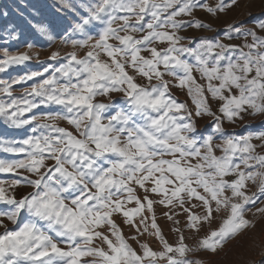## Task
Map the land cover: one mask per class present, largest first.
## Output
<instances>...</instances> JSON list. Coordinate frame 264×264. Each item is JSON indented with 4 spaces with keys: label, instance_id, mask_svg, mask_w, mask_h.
Returning a JSON list of instances; mask_svg holds the SVG:
<instances>
[{
    "label": "snow or ice",
    "instance_id": "snow-or-ice-1",
    "mask_svg": "<svg viewBox=\"0 0 264 264\" xmlns=\"http://www.w3.org/2000/svg\"><path fill=\"white\" fill-rule=\"evenodd\" d=\"M237 3L91 0L64 37L73 49H86L82 55L53 52L49 59L66 63L19 97L12 95L13 85L44 77L49 69L0 79V95L8 97L0 100V117L14 129L31 128L16 146L2 149L23 158L0 159V174L13 175L0 179V264H198L187 254L216 252L254 226L245 213L264 197V131L225 137L222 121L264 116V20H254L252 28L228 25L225 36L243 38L242 44L198 37L185 44L179 34L210 30L196 10L216 15ZM94 29L97 35H88ZM75 33L86 38L72 39ZM30 59L27 52L12 55L5 49L0 72ZM173 88L186 90L193 108L178 101ZM112 94H120L119 107ZM42 106L57 108L33 112ZM204 118H211L207 135L198 131ZM216 134L222 143H214ZM248 182L257 191L250 192ZM21 185L31 190L17 198L12 192ZM150 193L160 199H150ZM132 202L136 207L126 209ZM157 203L178 204L193 228L222 209L228 215L193 249L182 234L175 245L164 239L154 215ZM256 213L264 216V207ZM116 214L137 235L126 239ZM144 233L154 235L161 250L137 239ZM128 240H136L139 251ZM244 264H264V246L253 248Z\"/></svg>",
    "mask_w": 264,
    "mask_h": 264
},
{
    "label": "rangeland",
    "instance_id": "rangeland-1",
    "mask_svg": "<svg viewBox=\"0 0 264 264\" xmlns=\"http://www.w3.org/2000/svg\"><path fill=\"white\" fill-rule=\"evenodd\" d=\"M67 2L74 6L75 11L66 8L62 0H0V13H7V16L0 15V59L3 58V50L5 49L12 55L27 52L31 56V59L23 65L10 66L7 71L0 72V79L11 80L25 73L33 71L43 72L44 68L49 69L47 73H44V77H35L33 80L13 85L12 95L14 97L21 96L25 90H30L34 83H39L42 78H47L51 75L54 69L59 67L61 63H66L64 60L49 59L53 52H59L60 56L64 57L70 51L75 50L78 55H82L86 51V49H73L70 42H64V37L70 33L74 24L79 22L80 17L86 14L84 5L90 3L91 0H67ZM207 2L214 5L218 0H207ZM225 3H231V0H225ZM194 15L197 19L209 24L210 30L195 28L182 30L179 34L185 37L183 43L188 44L189 40L198 37L200 39L213 38L226 44H242L243 38L228 39L225 36V31L228 25L238 24L245 28H252L254 27V20H264V0H238L235 7L223 13L209 15L201 10H196ZM40 29H44V31L42 32ZM98 30L94 29L88 32V35L95 37ZM257 31L259 32L258 29ZM71 38L84 39L86 36L81 33H75L72 34ZM155 46L163 47L166 45L158 44ZM166 78L171 79L169 77ZM197 79L199 80V77ZM200 82L203 83V81ZM172 94L178 101L186 102L189 108H193L186 90L173 88ZM7 99L6 95H0V100L6 101ZM108 99V97H98L97 101L106 103ZM111 99L117 107L122 103L120 94H112ZM56 108L57 106H42L39 112L36 110H33V112L40 115L44 112L53 111ZM30 115L26 114V117ZM58 124L71 130L65 121H58ZM222 127L225 137L264 131V116L245 114L243 119H237L235 123H230L226 120L222 121ZM198 131L204 135L210 134L212 132L211 118L199 119ZM30 134V126L17 130L11 127L3 117H0V159H22L23 156L7 153L2 149L6 146H16L18 141ZM222 139L223 137L220 134H216L214 143L220 144L222 143ZM252 143L258 144L260 142L254 139ZM216 154H220L219 150H217ZM24 174L27 175V173ZM11 178H13L12 174H0V179L7 181ZM136 187L137 195L142 198L144 195L143 190L139 189L138 186ZM257 187V184L248 182V190L250 192L257 191ZM30 190L26 185H21L12 194L20 198ZM149 198L154 200L160 199L159 196L151 193L149 194ZM193 202L196 203V201ZM187 206L186 204L185 207ZM134 207H136L134 202L125 205L126 209ZM259 207H264V197L258 200L255 207L251 208V211L245 213L246 218L254 223L253 227H250L235 238L227 240L224 246L218 248L216 252L199 250L188 253L187 257L190 260L198 261V264H244V261L250 258L253 248L259 251L260 247L264 246V216L256 213V208ZM153 209L156 223L164 239L169 244L175 245L182 234L184 236V243L193 249L199 248L201 239L210 234L211 231L217 230L223 219L228 215V211L222 209L219 212H214L213 217L209 221L201 220L193 228L189 226L187 214L180 209L178 204L173 207L157 203L153 205ZM165 213H168L172 218L169 219ZM195 213L201 216L204 214L201 209H196ZM143 215L149 217L148 222L150 224L151 215L147 212L146 208ZM113 219L120 226L126 239L137 235L135 228L124 224L122 214L114 215ZM133 219L134 223L138 225L139 218L134 217ZM9 227L13 226L9 224ZM175 229H179V231L177 232ZM149 230L154 231L151 228ZM141 232H143L142 228ZM137 239L141 243H147L153 250H161L162 248L154 235L144 233V235L137 236ZM128 243L139 251V245L136 240H128Z\"/></svg>",
    "mask_w": 264,
    "mask_h": 264
}]
</instances>
